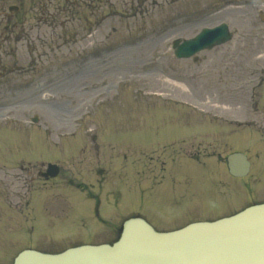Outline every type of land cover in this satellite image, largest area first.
I'll list each match as a JSON object with an SVG mask.
<instances>
[{
  "label": "rangeland",
  "instance_id": "rangeland-1",
  "mask_svg": "<svg viewBox=\"0 0 264 264\" xmlns=\"http://www.w3.org/2000/svg\"><path fill=\"white\" fill-rule=\"evenodd\" d=\"M68 1L25 0L12 34L0 32V61L23 70L6 83L24 87L0 106V264L25 248L108 243L125 214L168 231L262 202L264 111L254 112L249 95L250 74H264V0H103L89 25L91 1ZM187 12L189 23L171 24ZM220 22L234 34L229 43L196 63L175 60L174 39ZM218 115L253 126L222 137L209 126ZM156 140L178 144L169 155ZM231 150L251 156L246 179L186 157ZM173 152L184 160L169 165ZM48 163L60 170L44 184L37 173ZM67 181L97 197L96 207Z\"/></svg>",
  "mask_w": 264,
  "mask_h": 264
},
{
  "label": "water",
  "instance_id": "water-1",
  "mask_svg": "<svg viewBox=\"0 0 264 264\" xmlns=\"http://www.w3.org/2000/svg\"><path fill=\"white\" fill-rule=\"evenodd\" d=\"M231 38L226 26L203 30L178 46L177 57H189ZM230 173L247 172L245 158H228ZM13 264H264V204L213 223H196L172 233H156L144 220L122 226L119 240L110 245L80 246L57 255L28 250Z\"/></svg>",
  "mask_w": 264,
  "mask_h": 264
},
{
  "label": "flooded vegetation",
  "instance_id": "flooded-vegetation-1",
  "mask_svg": "<svg viewBox=\"0 0 264 264\" xmlns=\"http://www.w3.org/2000/svg\"><path fill=\"white\" fill-rule=\"evenodd\" d=\"M2 0H0V32L1 33H10L11 34V28L12 26L7 25L8 22H10V18L13 16L11 13H15L14 15H16L19 11V6L15 4L14 1H10L11 5H9V1L4 0L3 2H1ZM16 6L17 10L14 12H11L9 10L10 6Z\"/></svg>",
  "mask_w": 264,
  "mask_h": 264
}]
</instances>
